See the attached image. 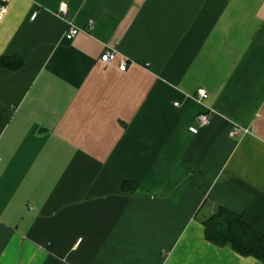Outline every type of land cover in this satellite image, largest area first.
<instances>
[{
	"label": "crops",
	"instance_id": "1",
	"mask_svg": "<svg viewBox=\"0 0 264 264\" xmlns=\"http://www.w3.org/2000/svg\"><path fill=\"white\" fill-rule=\"evenodd\" d=\"M0 6V264H264L203 226L264 236V0Z\"/></svg>",
	"mask_w": 264,
	"mask_h": 264
},
{
	"label": "trees",
	"instance_id": "2",
	"mask_svg": "<svg viewBox=\"0 0 264 264\" xmlns=\"http://www.w3.org/2000/svg\"><path fill=\"white\" fill-rule=\"evenodd\" d=\"M24 65L18 57L0 56V67L15 72ZM205 238L218 246L228 245L242 256L264 259V236L255 232L243 222L240 216L226 208L216 207L213 213L203 221Z\"/></svg>",
	"mask_w": 264,
	"mask_h": 264
},
{
	"label": "built area",
	"instance_id": "3",
	"mask_svg": "<svg viewBox=\"0 0 264 264\" xmlns=\"http://www.w3.org/2000/svg\"><path fill=\"white\" fill-rule=\"evenodd\" d=\"M5 12H6V6H0V20L3 17V15L5 14ZM56 13L59 16H65L67 13V4L65 2H61L58 6ZM35 17H36V12L31 15L30 19L33 20ZM91 28H92V22H88L87 30H90ZM79 31H80V29L73 27V26H70L68 28V31L65 34V38L67 40H71L72 38H74L78 34ZM114 59H115V51L110 50V51L105 52L101 56L100 61L106 65V64H110ZM126 65L127 64H126L125 60L120 61L119 62V69L121 71H124L126 69ZM207 97H208L207 92L203 88H199L195 92L193 99L197 103L202 104L205 102ZM209 122H210V113L208 111L201 112L196 117V123H197V126L199 128L207 126L209 124ZM243 131L246 132V130H243ZM240 132H241V130L239 128L235 127L233 130H231L229 132L228 136L229 137H235V136L239 135Z\"/></svg>",
	"mask_w": 264,
	"mask_h": 264
}]
</instances>
